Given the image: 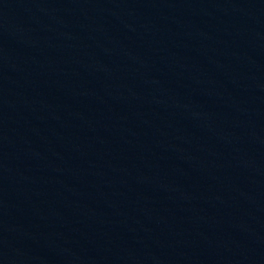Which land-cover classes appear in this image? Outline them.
I'll list each match as a JSON object with an SVG mask.
<instances>
[{
	"label": "water",
	"instance_id": "water-1",
	"mask_svg": "<svg viewBox=\"0 0 264 264\" xmlns=\"http://www.w3.org/2000/svg\"><path fill=\"white\" fill-rule=\"evenodd\" d=\"M0 264H264V0H0Z\"/></svg>",
	"mask_w": 264,
	"mask_h": 264
}]
</instances>
